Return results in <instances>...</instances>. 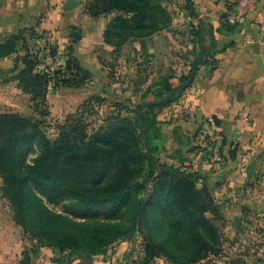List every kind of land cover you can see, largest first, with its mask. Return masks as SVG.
<instances>
[{
  "label": "trees",
  "instance_id": "16d2710c",
  "mask_svg": "<svg viewBox=\"0 0 264 264\" xmlns=\"http://www.w3.org/2000/svg\"><path fill=\"white\" fill-rule=\"evenodd\" d=\"M186 1L188 13L195 17L194 1ZM234 7L235 3H230L224 15ZM86 9L94 17L115 12L104 35L105 41L115 50L133 41H140L146 49L147 39L171 19L161 0H87ZM191 24L201 50L187 63L189 69L180 76V81H187L195 65L198 67L210 53L205 45L209 34L206 23L199 20ZM26 30L0 43V57L18 51L20 42L23 43L24 53L20 55L23 64L13 76L29 93L33 110L47 115L50 86L80 87L91 79L92 73L82 67L73 54L64 68L47 67L36 71L42 58L30 52L23 36ZM30 34L35 35V31L31 29ZM210 34L213 35L211 30ZM70 49L73 50V46ZM16 66H19L18 59ZM173 76H165L142 94V97L153 94L155 98L148 106L146 101L132 109L134 116L111 115L108 122L104 120L90 131L80 108L61 125L54 139L31 116L14 111L0 112L3 195L13 208L16 222L32 240L33 253L48 246L61 253L93 255L128 235L132 228V223L126 229L123 224L74 221L49 209L37 191L71 196L90 206L115 209L132 201L141 186L137 180L148 174L155 179L150 198L159 196L161 204L149 206V199L138 219L139 228L143 221L142 225L150 226L144 238L142 264H156L157 257H165L173 264H198L211 255L221 254L223 235L216 219H224L225 215L207 176L195 170L189 159L183 158L177 166L175 162L163 161L148 152L152 136L145 137L144 130L147 129V134L151 129L160 132L159 113L175 102L185 89L183 84L171 81ZM90 100H103V97L91 96L83 105ZM177 132L175 129L174 133ZM36 145L41 151L29 161L28 154ZM251 171L250 168V175ZM109 172L111 176L104 184L84 182ZM199 181L203 183L201 187ZM247 183H251L250 180ZM151 212L156 214L155 222L150 219ZM20 264H31L29 252L26 251Z\"/></svg>",
  "mask_w": 264,
  "mask_h": 264
},
{
  "label": "crops",
  "instance_id": "0c3cea01",
  "mask_svg": "<svg viewBox=\"0 0 264 264\" xmlns=\"http://www.w3.org/2000/svg\"><path fill=\"white\" fill-rule=\"evenodd\" d=\"M77 1V5L68 9L66 5L69 0H0V43L22 29H28L23 33L26 44L31 53L42 58L36 71L51 68V65L54 69L64 68L73 54L82 67L92 74L97 73L103 66L100 56H108L114 48L105 41L104 35L115 12L94 17L86 9L87 0ZM193 1L196 16L189 14V18L191 23L199 20L206 23L205 28L209 30V34L206 35L205 45L210 53L198 67L195 65L197 69L194 79L188 85L190 88L186 108L190 114V123L185 124L187 129L181 134L178 131L181 129L180 125L173 126V131H178L177 134L173 133L176 148L186 146V149L193 150L198 145L202 132L213 131L209 137L214 141V150L216 155L219 153L221 161L213 164L216 170L219 165L218 173H208L209 183L213 185L215 181L222 179L221 181L226 180L230 185L238 182L240 183L237 185H241L244 182V186L248 187L250 184L247 182L250 180L252 186L258 185L259 188L227 193L226 199H231L237 207H246L264 214V200L259 203L253 200L254 196L256 198L264 193V190H260L264 184V176L258 182L253 181L258 177V165H264V0L257 11L248 14L244 22L239 24L230 23L227 20L228 13L224 15L229 4L236 0ZM71 25L80 28L82 33L81 38L76 41L70 34ZM31 29L35 31V35L30 34ZM192 36L190 53L183 63V73L189 69L187 63L194 54L201 50L194 34ZM32 41L38 43L37 48L33 49ZM49 43L52 47L55 45L54 50L58 48L56 53L52 52L55 54L52 60L48 59ZM58 43L67 47V53L57 46ZM22 44L20 42L18 51L0 57V112L14 111L30 116L31 114H27L33 109L30 95L13 76L23 64L20 59V55L24 53ZM70 46H73V50ZM134 47L143 49L140 41H134ZM58 56L62 58L59 63ZM25 99L29 101L22 105L25 104ZM258 150L260 154L257 155ZM242 158L246 159L244 164H241ZM190 161L194 163L193 159ZM250 168L251 175L248 173ZM4 185V176L0 175V264H20L26 251L29 252L31 261L41 257L40 262L43 264H59L57 258L60 251L57 248L41 247L39 255H34L31 251L33 242L16 222L13 208L3 195ZM72 264L80 263L75 260Z\"/></svg>",
  "mask_w": 264,
  "mask_h": 264
},
{
  "label": "rangeland",
  "instance_id": "374dc122",
  "mask_svg": "<svg viewBox=\"0 0 264 264\" xmlns=\"http://www.w3.org/2000/svg\"><path fill=\"white\" fill-rule=\"evenodd\" d=\"M161 2L167 8L171 19L165 23L161 30L154 34L155 36L147 39L146 49L138 50L134 47V41L125 44L119 50L113 48L108 56H100L102 68L97 73H93L91 79L84 85L75 87L79 89L68 88L65 85L51 86L49 88V103L47 106V109L50 110L49 114L41 115L33 109L28 111L27 114H31L32 119L39 121L52 139L58 135L61 125L68 117L80 108L84 112L82 117H84V121L89 123L88 129L91 131L95 125L102 123L104 120L108 122L111 115L124 114L134 116L132 109L155 98L153 94L145 97H142V94L151 85L164 79L165 76L174 74L171 81L174 84H183L184 87L186 81H180L179 77L185 69L183 63L188 53H190L189 44L193 39L192 20L189 18L187 1L161 0ZM37 45V42L33 43L32 41L33 49L37 48ZM54 46L52 47V44L49 43L48 50H54ZM57 46L66 51L67 47L64 48L59 43ZM150 48L153 49L151 50ZM58 57L57 61L59 63L62 58ZM184 88L181 96L171 106L160 112L159 120L162 130L156 132L151 129L148 134L147 129L144 130L145 137H148V135L152 136L151 147H149L148 152L163 161L175 162L177 166L181 165L183 158L187 160L193 159L195 165L193 168L206 174L208 178V173H218L219 165H217L216 170L213 164H219V161H221L219 160V153L216 155L214 150L216 145L209 137L213 134V131L202 132L200 139L197 141L199 143L198 145L196 144L193 150L190 148L186 149V146L179 149L176 148L173 134L174 124L180 125L181 129L179 128L178 131L183 134V130L187 129L185 124L190 123V114L187 113L186 108L190 86ZM94 95L102 96L103 100H94L92 102L90 100L86 106L85 104L83 105L89 97ZM28 101L29 99H25V104L22 105H26ZM69 110H71V113H68ZM40 151L41 147L39 145L34 146L28 154V160L33 161ZM250 151L252 154V149ZM256 154H260L259 150ZM251 156L254 157L253 155ZM243 158L241 159V164L246 162V159ZM260 165L257 167L258 177L253 180L254 182H258L264 176V165L263 167ZM235 174L238 175V173ZM110 176L109 172L100 178L88 179L84 182L87 184H104L109 180ZM221 180L213 183V192L217 196V200L222 203L225 215L224 219H216L223 235L222 252L220 255H211L198 264H264V214L257 213L246 207H237L231 202V199H226L227 193H237L244 189L255 190L259 186H252V183H249L250 185L247 187L244 186V182H241V185H237L240 183L238 181L237 184L230 185L226 180ZM154 181L155 179L149 177L148 174L142 176L137 180L141 186L135 191L132 201L115 209L90 206L74 197L57 193L40 190L37 193L49 209L74 221L123 224L128 229L129 225L133 223L139 204L145 198H148L147 201L150 199L149 206L161 204L159 196H155L153 199L150 198L153 191L151 190L150 192V188H153ZM198 185L201 187L203 185L202 181H199ZM262 185L260 190H264V184ZM259 196L256 198L254 196L253 200L258 203L260 200H264L263 192ZM160 197L164 199V196ZM155 215V212L149 213L152 222H155L153 219ZM209 215L214 216L212 212ZM143 223L144 221L140 224V228L137 226L132 238H129V232L125 237L118 238L106 246L104 251L100 249V252H96L93 255H80L77 252L68 253L67 251L59 252L58 263L72 264L76 260L80 264H88L91 261L101 264H142L145 256L144 238L150 228L147 224L142 225ZM40 250H38L39 253L37 252V254L34 252V255H39ZM40 258H36L38 261L35 258L32 259L31 264H38ZM155 262L156 264H173L165 257H157ZM40 264H43L42 261Z\"/></svg>",
  "mask_w": 264,
  "mask_h": 264
},
{
  "label": "built area",
  "instance_id": "2783aa9c",
  "mask_svg": "<svg viewBox=\"0 0 264 264\" xmlns=\"http://www.w3.org/2000/svg\"><path fill=\"white\" fill-rule=\"evenodd\" d=\"M263 0H236L235 7L227 15V20L230 23L239 24L244 22L246 16L258 10L259 5ZM50 41V40H49ZM55 54L49 50L48 59H54ZM55 67L51 65V69Z\"/></svg>",
  "mask_w": 264,
  "mask_h": 264
},
{
  "label": "water",
  "instance_id": "95a60500",
  "mask_svg": "<svg viewBox=\"0 0 264 264\" xmlns=\"http://www.w3.org/2000/svg\"><path fill=\"white\" fill-rule=\"evenodd\" d=\"M78 3H79V1H77V0H69V3L66 5V7H67L68 9H70V8L74 7L75 5H77ZM70 34H71L72 38H73L75 41L78 40V39H80L81 36H82V33H81L80 28H78V27H76V26H74V25H71V26H70ZM195 72H196V68H194V70L192 71V73H191L189 79H188V80L186 81V83L184 84V87H187L188 85H190V84L192 83V81H193V79H194V76H195ZM150 104H151V102H146V105H147V106L150 105ZM149 155H151V154L149 153ZM151 190H152V189L150 188V192H151ZM148 197H149V196H148ZM147 199H148V198H145V199L141 202V204L139 205V207H138V209H137V211H136V213H135V216H134V219H133V223H132V228H131V231H130V234H129V238H132L133 235H134V233H135V231H136L139 216H140V214H141L142 208H143L144 204L146 203ZM88 264H101V263H97V262H92V261H91V262H88ZM110 264H111V263H110Z\"/></svg>",
  "mask_w": 264,
  "mask_h": 264
}]
</instances>
